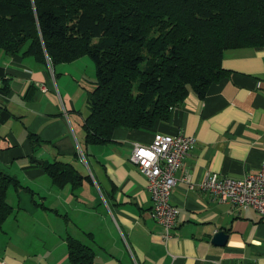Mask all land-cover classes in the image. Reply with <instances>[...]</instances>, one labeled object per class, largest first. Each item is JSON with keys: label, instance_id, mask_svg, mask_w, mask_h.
<instances>
[{"label": "crops", "instance_id": "0c3cea01", "mask_svg": "<svg viewBox=\"0 0 264 264\" xmlns=\"http://www.w3.org/2000/svg\"><path fill=\"white\" fill-rule=\"evenodd\" d=\"M92 64L82 57L53 67L0 51V169L23 186L7 193L13 211L0 223V264H71V241L91 255L84 264H264V217L201 188L209 173L260 171L264 47L225 50L228 76L204 99L191 92L168 121L119 128L85 156ZM157 133L196 139L176 173L179 216L169 239L151 214L147 177L130 162L133 146ZM56 161L76 168L78 186L53 183L43 164ZM218 231L228 235L223 245L213 243Z\"/></svg>", "mask_w": 264, "mask_h": 264}, {"label": "trees", "instance_id": "16d2710c", "mask_svg": "<svg viewBox=\"0 0 264 264\" xmlns=\"http://www.w3.org/2000/svg\"><path fill=\"white\" fill-rule=\"evenodd\" d=\"M244 47H264V0H0V51L6 55L53 67L93 60L90 114L82 124L85 156L88 148L112 141L119 128L168 121L191 92L204 99L228 76L224 51ZM43 167L58 186L81 182L70 163ZM22 187L0 169V223L13 211L8 190ZM75 242L71 264L91 262Z\"/></svg>", "mask_w": 264, "mask_h": 264}, {"label": "built area", "instance_id": "2783aa9c", "mask_svg": "<svg viewBox=\"0 0 264 264\" xmlns=\"http://www.w3.org/2000/svg\"><path fill=\"white\" fill-rule=\"evenodd\" d=\"M195 144V138L184 134L157 133L151 144L136 143L132 149L130 162L147 177V189L153 202L151 214L164 227L165 239L172 236L179 216L178 208L171 203L176 173ZM201 188L216 194L222 202L252 208L264 217V158L258 173L241 179L209 173Z\"/></svg>", "mask_w": 264, "mask_h": 264}, {"label": "water", "instance_id": "95a60500", "mask_svg": "<svg viewBox=\"0 0 264 264\" xmlns=\"http://www.w3.org/2000/svg\"><path fill=\"white\" fill-rule=\"evenodd\" d=\"M227 239H228V235L225 232L218 231L215 233L213 237V243L218 245H223L226 243Z\"/></svg>", "mask_w": 264, "mask_h": 264}, {"label": "rangeland", "instance_id": "374dc122", "mask_svg": "<svg viewBox=\"0 0 264 264\" xmlns=\"http://www.w3.org/2000/svg\"><path fill=\"white\" fill-rule=\"evenodd\" d=\"M84 58H86V59H89L90 61H92V65H93V67H94V69H93V71H92V74H93V76L95 75V65H94V62H93V60L90 58V57H88V56H85ZM90 72H91V70L90 69H87V76H89V74H90ZM71 118V122H72V125L75 127V129L77 128L76 127V123H75V121L73 120V118L72 117H70ZM82 145V147H83V149H84V146H83V144H81Z\"/></svg>", "mask_w": 264, "mask_h": 264}]
</instances>
